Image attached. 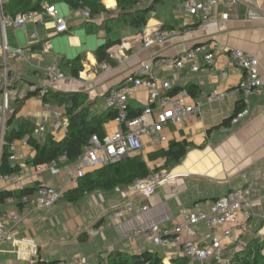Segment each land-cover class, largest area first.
I'll use <instances>...</instances> for the list:
<instances>
[{
    "label": "crops",
    "instance_id": "1",
    "mask_svg": "<svg viewBox=\"0 0 264 264\" xmlns=\"http://www.w3.org/2000/svg\"><path fill=\"white\" fill-rule=\"evenodd\" d=\"M45 1L57 5L60 14L68 21L69 30L57 33L54 18L45 12H39L24 28L10 27L6 30L8 42L13 46H21L26 55L25 60H10V69L17 74L14 84L17 94L9 97L10 108H16L19 99H24L32 93L34 84H48L50 92L84 95L89 117L101 116L107 112L109 106L101 107L100 98L106 103L105 95L110 90L122 86L130 74L137 72L142 64L153 57L178 55L198 44L209 46L212 43L215 44L216 57L213 69L205 72H193L190 65L175 70L164 68L154 70L159 79L171 81L173 88L169 91L170 94L187 89L190 95L188 102L196 103L201 100L204 103L197 113L189 114L182 123L163 126L150 137H145V148L126 157L128 159L139 156L146 162L149 174L159 168L188 174L159 187L150 197L137 194L127 198L122 193L126 186H119L105 195L101 194L100 212L96 217L90 218L85 209H81L80 204L93 203L96 196L91 199L88 198L89 195L100 194L104 190L88 193L77 203L67 201L64 194L78 185H73L64 172L52 175L46 171L45 173L56 177L52 182L47 180L45 173L41 177L36 176L35 165L31 162L35 151L30 146L28 137L15 140L10 146V152L21 154L22 158L17 161L11 160V163L21 165L22 170L17 174L24 188L34 189L39 184L50 183L49 185L55 186L56 189H61L63 197L50 208L35 209L30 213H26L21 205H11L6 202V198L0 199V218L11 228L14 238L0 243V264H33L40 257L46 261L62 260L68 263L78 256H85L90 264H105L100 255L110 254L116 249L130 252L155 250L166 261L172 253L180 251L178 246H160L148 243L141 237L136 244L130 243L127 232L139 222L137 211L129 215L130 220L126 221L123 218L114 220L112 226L103 234L93 239L88 237L87 242L80 241L79 237L95 226L113 205L125 203L129 199L137 207L142 204L149 206V212L140 220L173 226L182 219V208L207 210L209 202L233 189L245 187L249 182H253L254 187L264 185V0H243L229 8L220 7V13L229 12V19L206 24L187 13L185 0H145L139 8L150 5L155 7L147 16V25L141 29L132 27L130 18L127 20L118 18V0H101L109 11L92 15L90 18L82 15L80 6L74 8L64 0ZM250 2L254 10L259 12L260 18L249 17L247 11ZM153 28H164L172 35L163 45L146 49L143 46L142 34L144 29ZM33 33L37 35L36 38H31ZM1 39L0 26V41ZM118 39H121V42L110 49L115 64H108L110 69L104 71L100 68L101 63L97 60L95 52L102 44ZM230 48H240L258 56L260 73L263 75L261 93L250 98V115L234 126L231 119L238 111L237 108L242 106V95L236 89L244 77V72L233 62L228 52ZM78 56H81L83 70L77 77L73 75V60ZM197 63L204 65L205 61L199 57ZM48 66H57L61 69L63 74L61 80L50 83L46 71ZM2 68L0 52V72ZM214 90L226 92V98L209 102L207 96ZM0 95L3 99L1 109L4 105L1 90ZM128 104L135 109L144 110L151 105L155 111L158 110V104L151 101L150 91L145 86H141L130 95ZM57 110L64 112L65 125L60 129L55 128ZM13 115L8 112L7 120ZM22 120L32 122L35 128L42 126L43 133L36 135L42 139L51 134L60 140L68 131L66 106L46 103L37 94L24 100L22 107L15 114L13 126H18ZM119 127L117 118L108 120L104 123L103 137L113 134ZM162 136H166L167 140L161 141ZM185 140L189 142L186 156L178 163L171 162L165 166L167 158L160 152L168 149L173 142ZM94 170L89 169L87 172ZM14 188V184L0 182V192L11 191ZM252 196L256 216L261 212L262 198L258 190H253ZM62 200L64 202H61ZM13 210L19 215L17 223L9 215ZM61 212L75 217L77 227L73 223L74 219H71L70 229L61 227L57 230L56 222ZM260 216L263 221L261 231L264 234V215ZM211 231L210 229L209 232ZM24 239H30L33 243H28ZM223 243L224 253L230 246L238 244L230 240H223ZM90 244L93 246L87 250ZM68 252H73V257L69 256Z\"/></svg>",
    "mask_w": 264,
    "mask_h": 264
},
{
    "label": "built area",
    "instance_id": "2",
    "mask_svg": "<svg viewBox=\"0 0 264 264\" xmlns=\"http://www.w3.org/2000/svg\"><path fill=\"white\" fill-rule=\"evenodd\" d=\"M241 2L243 0H185V6L188 14L197 17L201 23L206 24L217 22L220 19H229V12L220 13L219 8H229ZM42 5L44 7L42 12L54 18L56 32H67L69 30L68 21L65 16L60 14L57 5L50 4L48 1H43ZM80 8L84 17L90 18L92 16L89 6L82 4ZM38 13L30 10L17 15H6L3 11V2L0 0V26L2 29L0 52L3 63L0 72V90L4 98V105L0 109V162L5 145L7 114L8 112L15 113V108H10L8 101L9 97L17 94V88L14 85L17 74L10 69V60L26 59L21 46H13L8 42L6 30L10 27L24 28ZM247 13L250 18L261 17L259 12L254 10L251 2L248 5ZM171 35V32L164 28L144 29L142 34L143 46L149 49L155 45H163ZM36 36L33 33L31 38H36ZM214 49L215 44L213 43L209 46L198 44L178 55H157L142 64L137 72L126 78L122 86L110 90L105 95L107 105L119 111L117 116V121L120 124L119 129L103 138L98 134H94L89 144L84 147L83 153L74 161H70L67 154H63L50 163L35 165L36 176L41 177L46 171L52 175L64 172L73 185H78L80 177L89 169L108 165L124 159L131 153L143 150L146 145L145 137H150L152 133L163 126L180 124L189 114L197 113L204 102L201 100L196 103L188 102L190 95L187 89L180 90L177 94H170L169 91L173 88L171 81L159 79L154 74V70L157 68L175 70L184 68L187 65H190L193 72L211 70L216 57ZM228 52L233 62L244 72V77L236 89L242 95V108L231 119L234 126L250 115V98L252 95L261 93L263 75L260 73V59L258 56L245 52L240 48H230ZM199 57L204 59V65L197 63ZM100 68L107 71L110 66L108 63L103 62L100 64ZM46 71L49 74L50 83L58 82L63 77L61 69L57 66H48ZM89 77H91V74ZM141 86H145L150 91L151 101L158 104V110L155 111L151 105H148L140 115L130 118L127 112L129 97ZM32 90L37 92V96L41 99L50 92L48 84H34ZM226 96V92L214 90L207 96V100L211 102L224 99ZM63 117L64 112L57 110L56 129H60L65 125ZM43 131V127L38 126L35 128L34 133L39 136ZM160 140H167V137L162 136ZM21 158V154L13 153L10 155V160L13 161ZM187 175V173H174L167 168H159L153 170L145 178L136 179L132 184L126 186L122 193L127 198L137 194L150 197L159 187L166 186L177 178ZM0 182L14 184L15 188L6 197V202L11 205H21L26 213H30L35 209L50 208L63 197V192L46 184H39L30 192L24 191L25 188L17 173L0 174ZM253 187V182H249L245 187L233 189L226 195L209 202L207 210L182 208V219L173 226H162L155 221L140 220L144 214L149 212V206L142 204L137 207L129 199L125 203L115 204L107 210L102 223L89 228L88 237L93 239L103 234L118 218H123L126 221L127 219L130 220L129 215L137 211L139 222L127 232L130 243L136 244L138 238L141 237L148 243L179 247L180 251L172 253L171 257L164 261V264H176L175 260L181 256L188 258L193 264H203L212 259H221L225 250L223 240L240 243L249 231L255 215L254 198L252 196ZM9 215L15 223L18 222L19 215L16 211H10ZM202 223L206 224L212 231L209 233L201 232L198 226ZM13 239L11 228L0 218V243ZM24 241L33 243L30 239H24ZM108 256L109 254L102 253L100 258L105 261ZM60 264L90 263L85 256H78L72 262H61Z\"/></svg>",
    "mask_w": 264,
    "mask_h": 264
},
{
    "label": "trees",
    "instance_id": "3",
    "mask_svg": "<svg viewBox=\"0 0 264 264\" xmlns=\"http://www.w3.org/2000/svg\"><path fill=\"white\" fill-rule=\"evenodd\" d=\"M45 0H2L3 11L6 15H17L27 11L42 12V5ZM74 8L82 4L91 9L92 15L102 12H108L101 0H64ZM145 0H118L119 17L123 20L131 19L130 25L134 28L141 29L147 25V16L154 9V5L139 8V5ZM147 1V0H146ZM118 17V18H119ZM121 42V39L110 40L99 46L95 52L97 60L100 63L106 62L114 65L110 49ZM73 75L79 76L83 70L81 56L74 60ZM37 92L32 91L26 98L19 99L14 115L7 120V129L5 135V145L2 150L0 162V174L10 175L19 173L22 170L20 164H12L10 160V146L15 140L28 137V142L35 155L31 162L34 165L47 164L57 160L61 155L67 154L70 161L76 160L89 144L91 137L98 134L101 137L105 135L104 123L108 120L117 118L119 111L111 108L101 116L89 117L88 109L85 106V96L82 94H64L59 92H49L43 97V100L49 104H58L66 106V115L68 117V131L63 139H56L53 135L48 134L44 139L37 137L34 133L35 125L27 120H22L18 126H13L16 112L22 107L25 99ZM239 106L237 110L241 109ZM128 117L133 118L143 112V108L135 109L131 105L127 106ZM236 114V113H235ZM13 126V127H12ZM189 149L188 141H179L171 143L170 147L162 150L160 153L167 158L165 166L171 162H180L187 154ZM149 174V169L145 161L139 156L110 163L108 165L96 168L93 172H86L80 179L78 186L64 194V198L71 202L77 203L86 194L104 190H114L119 186H128L138 178H145ZM34 189L25 188L24 191L30 192ZM11 191H1L0 199L4 200L9 196ZM103 218L95 223L98 226L102 223ZM80 241H88V233L83 232L80 235ZM213 260V259H212ZM62 260L46 261L41 257L33 264H60ZM176 264H189L190 260L186 257H179L175 260ZM206 263V262H205ZM218 260L214 259L212 264H217ZM105 264H164V258L158 251L146 249L142 252H130L116 249L112 251ZM200 264V263H196ZM204 264V263H203ZM229 264H264V234H258L252 237L245 247L235 250L229 260Z\"/></svg>",
    "mask_w": 264,
    "mask_h": 264
},
{
    "label": "rangeland",
    "instance_id": "4",
    "mask_svg": "<svg viewBox=\"0 0 264 264\" xmlns=\"http://www.w3.org/2000/svg\"><path fill=\"white\" fill-rule=\"evenodd\" d=\"M118 17H119V14H118ZM2 104H3V99H2V97L0 95V105H2ZM99 105L101 107H108L107 104L105 103V101L102 98H100V100H99ZM98 110H99V107H98ZM44 176L47 178V180H49L51 182L56 179V177H53L50 173H45ZM49 184L50 183H48V185ZM58 190L61 192V189L58 188ZM253 190H258V192L261 194V198H262V204H261V208H260L261 212H260V214H256V216H254V219H253V221L251 223L249 231L243 237L242 241L240 243L236 244V245L230 246L228 251H226L224 253V255L222 256V258L221 259H217L218 260L217 264H229V260L233 256V254H234L235 250H237V248L238 249H242L243 247H245L247 242L252 237H254V236L258 235V234H262L261 227L263 226V223H261L262 218H261L260 215H264V185L263 186L256 185ZM107 192L108 191H101L100 194L99 193H91L88 198L92 199L93 196H96V199H94V202L93 203L85 202V203H81L80 204V207H82L81 209L82 210L85 209V212H86L88 217L93 218V217H96V215L99 214V212H100L99 205H100V207L102 206L101 194L105 195V194H107ZM61 202H64V200H62ZM103 208H104V206H103ZM71 219H74L73 223H74L75 227H77V224H76L77 221H76L75 217L72 218L68 213L65 214L64 212H61V214L59 215V218H58V220L56 222V224H58L56 226L57 230H60L61 227L70 229L69 220H71ZM198 227H199L200 231H203L204 233L210 231V228H208V226L206 224H204V223H202ZM92 246H93V244L88 245L87 250H90L92 248ZM68 255L73 257V252H68ZM213 260L207 261L204 264H212Z\"/></svg>",
    "mask_w": 264,
    "mask_h": 264
}]
</instances>
